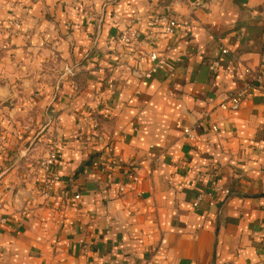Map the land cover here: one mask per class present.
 <instances>
[{
    "label": "crops",
    "instance_id": "0c3cea01",
    "mask_svg": "<svg viewBox=\"0 0 264 264\" xmlns=\"http://www.w3.org/2000/svg\"><path fill=\"white\" fill-rule=\"evenodd\" d=\"M162 15L173 35L146 37ZM150 52L165 64L143 78ZM258 71L264 0H0V264H264ZM25 126L62 138L48 189Z\"/></svg>",
    "mask_w": 264,
    "mask_h": 264
},
{
    "label": "built area",
    "instance_id": "2783aa9c",
    "mask_svg": "<svg viewBox=\"0 0 264 264\" xmlns=\"http://www.w3.org/2000/svg\"><path fill=\"white\" fill-rule=\"evenodd\" d=\"M182 3L186 4L189 8V10H196L203 6L204 0H180ZM20 22L18 21H9L8 27L14 30H19L20 28ZM177 27V21L174 19H171L165 15L156 17L153 20V23L151 24V28L153 29L150 32H147L146 37L152 38L156 40L159 36H171L173 35L175 29ZM114 41L124 48H127L129 50H134L139 45V32L137 30L128 28L121 30L118 35L114 38ZM3 49H6V46H3ZM149 61L152 62V66L149 69V71L144 72L141 75L143 78H149L151 75H153L157 68L159 66H162L165 64L164 58H160L156 53L150 52L147 54ZM217 63L213 62L211 65H209L208 69L211 73H214L217 69ZM66 72L68 75L73 76L72 72L68 69H66ZM246 74H249L251 71L250 69L246 68L244 70ZM264 78V71H258L254 75V80L256 82H260ZM252 88V85L250 83H247L243 89L236 92L233 95L228 96L223 102H221L218 105V108L225 112H235L238 111L241 108V105L243 104L245 98L247 97L248 91ZM97 105L100 104L99 101L96 102ZM97 124L93 122V128L96 129ZM211 130L213 132L217 131L216 126H212ZM183 135L189 139L194 140L195 133L192 129L184 128L183 129ZM61 142H57L54 144H51L44 155V157L40 160V163L38 165V170L41 171L45 176V188L48 189L50 185L57 180V176L55 173V168L58 165L59 161V149H60ZM108 162L106 164L104 162L100 163V166H102L103 169L109 168ZM133 181L136 180V177H133ZM127 185L123 184L119 187V194L123 193L125 191ZM225 194L227 195L228 192L226 191ZM74 200L79 199V195H75ZM201 195H198L196 198L195 203L193 204L194 207L197 206L199 201H201Z\"/></svg>",
    "mask_w": 264,
    "mask_h": 264
},
{
    "label": "rangeland",
    "instance_id": "374dc122",
    "mask_svg": "<svg viewBox=\"0 0 264 264\" xmlns=\"http://www.w3.org/2000/svg\"><path fill=\"white\" fill-rule=\"evenodd\" d=\"M23 131V142L21 145V150H18L19 154H22L26 160H28V156H31L34 153H37L34 160H37L36 163L26 162L30 166H36L38 169V165L40 160L46 154L49 146L51 144L62 142V138L58 135V133L54 129H48V127L39 126L37 128H29L27 126L24 127ZM39 148V149H38ZM38 149V150H37ZM3 152V151H2ZM37 157V158H36ZM7 163V165H6ZM14 168V163H9L8 161H4L3 168ZM39 171V170H38Z\"/></svg>",
    "mask_w": 264,
    "mask_h": 264
}]
</instances>
